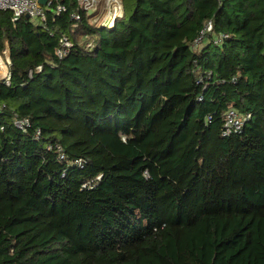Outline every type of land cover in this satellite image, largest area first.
I'll use <instances>...</instances> for the list:
<instances>
[{
	"label": "trees",
	"instance_id": "1",
	"mask_svg": "<svg viewBox=\"0 0 264 264\" xmlns=\"http://www.w3.org/2000/svg\"><path fill=\"white\" fill-rule=\"evenodd\" d=\"M119 1L0 12V264H264V0Z\"/></svg>",
	"mask_w": 264,
	"mask_h": 264
},
{
	"label": "built area",
	"instance_id": "2",
	"mask_svg": "<svg viewBox=\"0 0 264 264\" xmlns=\"http://www.w3.org/2000/svg\"><path fill=\"white\" fill-rule=\"evenodd\" d=\"M110 0H76L77 10L71 13L70 19L74 23L72 26V31L74 32L79 23L82 20L81 12L85 11L89 14H94L98 9V6L102 2ZM117 2L118 8L114 9L109 17H113L114 21L117 17H122L123 9L121 2L119 0H113ZM119 3V4H118ZM68 8L65 4L62 3V0H46V3L43 4L41 0H0V12H12L13 18L12 21L15 23L23 16H29V19L35 22L39 27L44 29L49 28L50 22L56 23L57 19L61 17L62 14L67 13ZM213 23L209 22L201 31L199 36L193 42V50L197 51L202 48L208 41L209 35L213 32ZM54 36L53 33H51ZM226 36L221 35L215 40V44L222 45ZM73 42L69 39L67 35H62L59 38L58 47L56 49V56L60 59L66 57L70 50L73 48ZM90 46V45H89ZM10 64V61H8ZM38 71H41V67L38 68ZM32 76V73L30 74ZM4 79H6L7 84H10V74L6 73ZM200 83V82H199ZM5 108L4 105L0 104V113L3 112ZM251 114L243 117L240 116L234 110L227 112L225 117V124L223 130V137H229L232 135H242L244 132L245 123L251 119ZM14 125L16 128L27 132L31 127V122L27 118H20L16 115ZM41 135L40 131L36 133V139H39ZM64 158V155L61 156ZM77 165H82V161H76ZM66 176V173L63 174V177ZM86 187V185L84 186Z\"/></svg>",
	"mask_w": 264,
	"mask_h": 264
},
{
	"label": "rangeland",
	"instance_id": "3",
	"mask_svg": "<svg viewBox=\"0 0 264 264\" xmlns=\"http://www.w3.org/2000/svg\"><path fill=\"white\" fill-rule=\"evenodd\" d=\"M117 8H118L117 2H114L113 0L102 2L100 4V7L98 8V11L100 12L99 18H97L94 22L97 23V22L101 21L102 24L112 25L113 22H114V18L113 17H109V16L113 12V10L117 9ZM101 23H100V25H101ZM0 58L4 62V65H5V68H6V72H7L8 71L7 70L8 69L7 60L9 59L8 51L5 53L4 56H0Z\"/></svg>",
	"mask_w": 264,
	"mask_h": 264
},
{
	"label": "bare ground",
	"instance_id": "4",
	"mask_svg": "<svg viewBox=\"0 0 264 264\" xmlns=\"http://www.w3.org/2000/svg\"><path fill=\"white\" fill-rule=\"evenodd\" d=\"M6 68L5 65L2 62V59L0 58V78H3L6 75Z\"/></svg>",
	"mask_w": 264,
	"mask_h": 264
},
{
	"label": "crops",
	"instance_id": "5",
	"mask_svg": "<svg viewBox=\"0 0 264 264\" xmlns=\"http://www.w3.org/2000/svg\"><path fill=\"white\" fill-rule=\"evenodd\" d=\"M95 12H97V10H96ZM114 22H115V21H114ZM114 22H113V23H114ZM101 25H102V26H110V27L113 26V24H112V25H106V24H102V23H101ZM6 52H7V51H6ZM8 53H9V51H8ZM1 58H2V57H1ZM8 61H10V60H9V59L7 60V65H8ZM2 62H3V60H2ZM3 64H4V62H3ZM7 70H8V69H7ZM8 72H9V70L7 71V73H8ZM4 77H5V76H4ZM4 77H3V78H0V81H1L2 79H4Z\"/></svg>",
	"mask_w": 264,
	"mask_h": 264
},
{
	"label": "water",
	"instance_id": "6",
	"mask_svg": "<svg viewBox=\"0 0 264 264\" xmlns=\"http://www.w3.org/2000/svg\"><path fill=\"white\" fill-rule=\"evenodd\" d=\"M41 2H42L43 4H45V3H46V0H41ZM27 18H29V16H27Z\"/></svg>",
	"mask_w": 264,
	"mask_h": 264
}]
</instances>
